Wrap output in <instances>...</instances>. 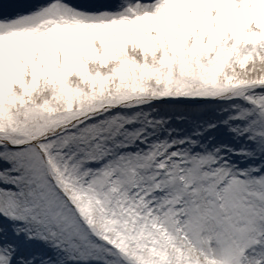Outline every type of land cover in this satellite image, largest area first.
Segmentation results:
<instances>
[{
	"label": "snow or ice",
	"instance_id": "snow-or-ice-1",
	"mask_svg": "<svg viewBox=\"0 0 264 264\" xmlns=\"http://www.w3.org/2000/svg\"><path fill=\"white\" fill-rule=\"evenodd\" d=\"M0 264H264V0H0Z\"/></svg>",
	"mask_w": 264,
	"mask_h": 264
}]
</instances>
